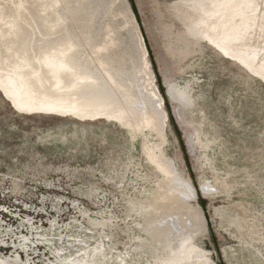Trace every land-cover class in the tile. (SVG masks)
<instances>
[{
    "label": "rangeland",
    "instance_id": "374dc122",
    "mask_svg": "<svg viewBox=\"0 0 264 264\" xmlns=\"http://www.w3.org/2000/svg\"><path fill=\"white\" fill-rule=\"evenodd\" d=\"M235 2L113 0L108 8L141 35L138 75L162 100L163 154L194 191L184 201L168 199L167 179L145 155V123L134 138L108 114L21 110L0 84L1 258L180 264L195 248L214 264H264V77L216 40ZM4 7L27 27L28 0H0ZM83 35L68 40L80 53L94 50ZM104 54L105 77L125 87ZM173 87L187 92V106L173 100ZM180 237L189 242L173 253Z\"/></svg>",
    "mask_w": 264,
    "mask_h": 264
},
{
    "label": "bare ground",
    "instance_id": "6f19581e",
    "mask_svg": "<svg viewBox=\"0 0 264 264\" xmlns=\"http://www.w3.org/2000/svg\"><path fill=\"white\" fill-rule=\"evenodd\" d=\"M112 1L28 0V15L25 17L27 27L16 20L18 17L15 10L7 11L5 7L2 8L0 84L8 89L9 97L22 109L56 110L81 116L108 114L119 118L122 125L128 126L134 138V132L140 124L145 123V155L167 179L170 194L168 199L184 201L188 198L184 186L188 185L181 180L176 167L162 151L166 142L162 100L151 85L143 84L147 77L144 75V79H140L138 75L140 68L144 67L141 35L134 28H121L122 19L116 20L108 9ZM249 3H253L254 7H248ZM61 29L66 31V35L54 38ZM241 32L247 33L246 40L232 42L231 37ZM37 34L40 39H37ZM80 34H84L85 40L93 39L94 50L79 52V46L71 41ZM89 35L91 36L88 37ZM262 36L264 0H236L219 25L216 40L231 53L243 58L264 77ZM36 41L41 43L42 54L40 57H31L30 52L34 50ZM108 50L109 59L119 67L116 73L125 81V87L113 77H105L107 63L104 61V51ZM15 55H19L25 62L14 59ZM47 60L52 61V66H49ZM170 91L174 94L173 100L183 106L189 104L185 90H175L173 87ZM153 134H156L158 143L149 140V136ZM11 219L14 223L17 222L14 218ZM173 224L175 226L176 222ZM188 237H180V241H176L173 253L184 250L189 242ZM30 243L25 241L23 244L28 247ZM15 254L21 253L17 250ZM0 264L10 263L7 258L0 256ZM180 264L214 263L204 252L194 248Z\"/></svg>",
    "mask_w": 264,
    "mask_h": 264
},
{
    "label": "snow or ice",
    "instance_id": "6c2138e0",
    "mask_svg": "<svg viewBox=\"0 0 264 264\" xmlns=\"http://www.w3.org/2000/svg\"><path fill=\"white\" fill-rule=\"evenodd\" d=\"M247 6L248 7H254V4L253 3H249ZM246 38H247V33L241 32V33H238L235 36L231 37V40L234 43H240L241 41L246 40ZM261 38L264 39V36H262ZM224 54L227 55L226 52ZM46 62L49 64V66H52V61L51 60H47ZM21 110H23V109L21 108ZM184 187H185V191H186L187 197L191 198V196L193 195V187H191V186H184Z\"/></svg>",
    "mask_w": 264,
    "mask_h": 264
}]
</instances>
